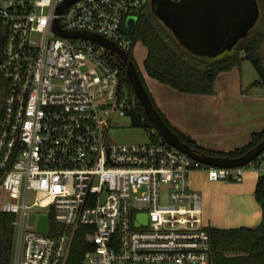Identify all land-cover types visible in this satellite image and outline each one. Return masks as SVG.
Segmentation results:
<instances>
[{"label":"built area","instance_id":"1","mask_svg":"<svg viewBox=\"0 0 264 264\" xmlns=\"http://www.w3.org/2000/svg\"><path fill=\"white\" fill-rule=\"evenodd\" d=\"M67 1L0 0V211L14 217L11 264H69L80 236L84 264H214L190 176L241 182L246 169L264 167V152L259 166L211 167L153 125L139 126L147 143H109L115 118L132 119L139 103L124 87L122 54L130 59L135 44L125 24L151 0Z\"/></svg>","mask_w":264,"mask_h":264},{"label":"trees","instance_id":"2","mask_svg":"<svg viewBox=\"0 0 264 264\" xmlns=\"http://www.w3.org/2000/svg\"><path fill=\"white\" fill-rule=\"evenodd\" d=\"M258 5L260 19L256 26L249 32L247 37L237 44L229 55L212 63L205 61L208 58L199 57L182 46L172 31L156 16L152 8H149V5L138 18L134 30L129 31V36L134 43L139 41L148 50L147 58L144 61L146 74L179 92L193 95H212L215 92V84L219 75L231 71L244 60L251 61L259 74V79L252 86L264 88V0H258ZM4 43L5 34L3 29L0 28V63L3 59ZM130 59L135 63L133 57H130ZM140 78L165 123L183 143L189 145L198 154L236 158L255 148L264 139L263 129L254 132L246 146L229 153L205 149L199 146L190 136L181 133L168 122L157 107L141 74ZM124 86L131 96L135 95L126 78H124ZM132 125L134 127H152L140 103L137 104V109L132 113ZM259 161L260 157L255 161L257 166H259ZM255 197L262 208L263 214L262 222L257 227L236 229L209 227L214 264H264V176H261L258 180ZM13 221V216L0 211V262L2 264H11L15 234ZM87 250L88 246L85 238L83 236L78 237L69 264H84Z\"/></svg>","mask_w":264,"mask_h":264},{"label":"crops","instance_id":"3","mask_svg":"<svg viewBox=\"0 0 264 264\" xmlns=\"http://www.w3.org/2000/svg\"><path fill=\"white\" fill-rule=\"evenodd\" d=\"M251 84L247 82L245 86L248 88ZM243 87L240 77H218L214 94L188 98L190 111L186 121L167 110L162 111L153 91L148 89L173 127L205 149L229 153L246 146L254 132L264 129V89L244 95ZM261 176H264V167L246 169L241 182L211 181L204 171L192 172L191 186L202 194L205 224L219 229L260 225L263 214L255 192Z\"/></svg>","mask_w":264,"mask_h":264},{"label":"water","instance_id":"4","mask_svg":"<svg viewBox=\"0 0 264 264\" xmlns=\"http://www.w3.org/2000/svg\"><path fill=\"white\" fill-rule=\"evenodd\" d=\"M75 1L77 0H68L63 7ZM152 10L172 31L182 46L197 56L210 58L232 51L242 39L247 37L260 19L258 0H153ZM136 23L133 20L130 24L135 27ZM56 31L64 37L91 39L102 46L115 49L110 41L102 37H90L86 33L79 32L68 34L58 27ZM122 57L126 79L141 108L150 123L171 146L189 154L204 165L225 169L245 167L264 152L263 139L255 148L236 158H221L196 153L189 145L183 143L165 123L154 106L134 61L125 54H122ZM46 229L47 219L43 216L39 230L45 232Z\"/></svg>","mask_w":264,"mask_h":264},{"label":"rangeland","instance_id":"5","mask_svg":"<svg viewBox=\"0 0 264 264\" xmlns=\"http://www.w3.org/2000/svg\"><path fill=\"white\" fill-rule=\"evenodd\" d=\"M150 7L151 6L149 4V8ZM133 20L137 22L138 18L136 16H129L125 24L126 29L131 32L135 28L133 25L130 24L131 21ZM230 53L231 51H227L224 54L215 58H210V57H202V58L204 59L208 58L205 61L212 63L214 61L221 60L223 57H226ZM263 53H264V48H263ZM147 54H148V50L141 42L138 41L134 44V49L133 52L131 53V57H133V59L135 60L136 67L139 73L142 75L145 83L148 84V87L151 88V90L153 91V94L159 105V108L162 111L167 110L168 113L175 114L177 119H182L186 121L187 113L190 111L187 101L189 97L193 96V94L179 92L171 88L170 86L161 84L160 82L149 78L148 75L146 74L145 66H144V61L147 58ZM220 75H219L220 79H225L227 77L228 78L240 77L244 84L242 90V94L244 95L255 93L254 91H260L258 89H264L262 87L252 86L253 83L259 79V74L255 69L253 63L249 60L241 61L240 65L235 67L232 71L223 72ZM247 82H252V84L248 88L246 87L248 86L246 85ZM5 91H6V83L3 76L0 74V111L3 106V102L5 98ZM108 136H109L108 137L109 143L111 144H144L149 141L148 131L142 127H134L132 125V119L129 116H117L112 123ZM1 201L2 199L0 198V203Z\"/></svg>","mask_w":264,"mask_h":264},{"label":"flooded vegetation","instance_id":"6","mask_svg":"<svg viewBox=\"0 0 264 264\" xmlns=\"http://www.w3.org/2000/svg\"><path fill=\"white\" fill-rule=\"evenodd\" d=\"M149 4H150V6L152 8V6H153V0H151V2Z\"/></svg>","mask_w":264,"mask_h":264}]
</instances>
